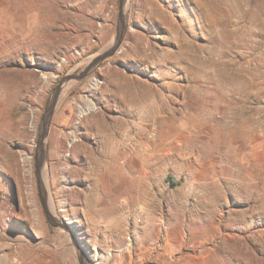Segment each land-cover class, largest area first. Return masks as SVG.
<instances>
[{
	"label": "rangeland",
	"instance_id": "1",
	"mask_svg": "<svg viewBox=\"0 0 264 264\" xmlns=\"http://www.w3.org/2000/svg\"><path fill=\"white\" fill-rule=\"evenodd\" d=\"M207 3L129 0L118 48L81 80L64 82L41 149L55 88L113 47L120 0H0V245L21 249L11 256L0 247V264H264V0H223L213 11ZM107 65L139 79L124 80L136 92L165 95L163 115L184 118L152 126V156L121 159L119 246L90 234L89 214L74 199L75 188L89 183L73 177L77 163L69 158L100 108L108 125L121 127L124 145L150 123L148 109L119 108L107 94ZM60 131L67 137L58 153ZM88 139L100 145L94 133ZM132 178L153 193L151 206L166 221L160 244L147 241L151 251L133 230L140 210L128 190ZM166 236L173 251L165 263L158 253Z\"/></svg>",
	"mask_w": 264,
	"mask_h": 264
},
{
	"label": "bare ground",
	"instance_id": "2",
	"mask_svg": "<svg viewBox=\"0 0 264 264\" xmlns=\"http://www.w3.org/2000/svg\"><path fill=\"white\" fill-rule=\"evenodd\" d=\"M222 1L223 0H210V1L208 0L207 3L208 11L210 10L209 8H211L213 11V7L219 5ZM128 4H129V0H126V9L128 7ZM160 14L157 13L156 16L159 17ZM159 18L161 19V17ZM170 23L172 24V21ZM138 51L141 55H143L144 49L143 50L139 49ZM145 57L148 58L151 56L148 55ZM94 61L95 58H92L90 63ZM106 70L108 72L107 94L113 98L114 102L117 103V106L119 108L120 107L125 108L126 106L132 104L136 108L145 107L146 109H148L150 113L149 115L146 116H148L147 121L149 117L151 118L149 119L150 123L145 125V127H143L139 131V133H137L135 136L130 138L131 143L124 145L123 139L121 138V133H122L120 130L121 127L116 129L113 125H108L105 119V115L103 114L102 108H100L98 111L93 110L94 112L92 113L90 112L91 115H89V117L87 116L88 121H90L91 123L89 124L85 123L87 125V132L80 134L83 139L82 138L77 140L73 139L74 143L69 148L70 151L69 158L75 160L77 163V165H75V167L71 169V174L73 175V177L79 178L80 180H86V182L89 183L87 185V188H85L84 190L81 189L77 190L75 188L74 199L77 200L79 197H81L82 205L84 206L83 209H85L87 214H89V224L91 226V232H92L90 234H93L96 240H98L99 243L101 244L108 246H110L111 244H117L119 246L125 241L123 234L125 233L126 230L125 228L126 222L123 214V206L120 203L121 187L123 186V182L121 179H122L123 168H125L126 166L121 161V159L126 157L127 155H128L127 157H135V158L137 157L147 158L149 156H152L150 152L153 150L150 148V144L152 143V141H154L153 140L154 137L150 136V131L152 129V126L158 125L159 122L163 119L171 118L175 122L176 121L181 122L184 120V118L178 117L176 116L177 114L175 115L174 113L163 115L166 113V106L168 105L169 102L168 103L165 102V98H164L165 95L163 96L162 93L159 90H157V88L156 89L153 88L151 91L149 89H146L143 92L142 91L136 92L135 91L136 89L132 87L131 82L128 83V81H124V80L134 79L131 75L127 76L126 74L116 70L113 65H107ZM134 80H139V79L136 78ZM96 83L95 82L93 83L94 89H97L98 87V84ZM164 85H166V83ZM172 85L168 83L166 87H172ZM124 91H126L127 96L121 97V93H123ZM100 94L103 95V93ZM102 100L104 102L105 101L107 102L105 108L111 107L110 99L106 98V100L104 99ZM65 110L66 111L69 110L70 113H73L72 105L71 104L65 105ZM123 111H125V109ZM159 114H161L162 116H159ZM71 119H72L71 117L69 118L66 117L64 119V125H69ZM65 133L60 131L61 136L57 137L55 147L57 148L58 153L65 149V139L67 137V134ZM93 133L100 140V145L96 148L87 144L88 136ZM75 137L77 138L79 136L75 134ZM63 160L64 158L62 159L60 158L56 162L60 163ZM129 181L131 187L128 188V190H130L131 193L132 204L135 205L136 209L140 210L139 213L135 216V222L133 223V230L136 231L137 234L140 233L139 245H143L146 250L148 249L151 251V249L153 250V247L147 245V241L152 238L155 240L156 238L158 239V235L161 233L160 224L164 225L165 220L163 221L162 219H160V217L156 213V210L154 211L153 206H151V204L156 203L155 200L156 198L155 199L152 198L153 193L149 192L147 188L146 189L141 188L138 183V180L132 178ZM142 203L150 204V205L147 208L139 207V204L142 205ZM35 226L39 227V224H35ZM169 226L170 225H168V229ZM168 229L166 230V232L168 231ZM166 237L167 238L165 241L162 242V246L159 248V253H158L159 257L165 263L167 262L166 259L171 255L173 251V248L171 247V240L169 236ZM159 242L160 239L156 240L155 244L159 245L160 244ZM0 247H5L9 251L7 254L11 256L18 255V252H20L21 250L19 247L18 250L14 249L12 245L6 243H1ZM146 254L148 253L146 252Z\"/></svg>",
	"mask_w": 264,
	"mask_h": 264
},
{
	"label": "water",
	"instance_id": "3",
	"mask_svg": "<svg viewBox=\"0 0 264 264\" xmlns=\"http://www.w3.org/2000/svg\"><path fill=\"white\" fill-rule=\"evenodd\" d=\"M126 8V0H120V14H119V19H120V26H121V30H120V33L119 35L116 37V40L113 44V47H111L110 49L108 50H105L103 51L101 54L97 55L95 58V61L91 63V65L82 73L80 74H70V75H67L65 76L61 81L60 83L58 84V86L55 88V92H54V95H53V98L51 99L47 109H46V112L43 116V126H42V131L40 133V138H39V142H38V145L40 146V148L42 149L43 147V143H44V140L46 138V135H47V132H48V127H49V124H50V120H51V117H52V114H53V111L55 109V106H56V103L58 101V98H59V95H60V92L62 90V86L64 84V82H67L69 80H81L82 78H84L88 71L91 69V67L102 61L103 59H105L106 57L112 55L116 49L118 48L121 40H122V37H123V33L125 31V23H124V10ZM41 201H42V204H43V207H44V210L47 214V218L48 220L50 221V223H53V220L55 219L54 216L50 213L46 203H45V200L43 198V195H41Z\"/></svg>",
	"mask_w": 264,
	"mask_h": 264
}]
</instances>
